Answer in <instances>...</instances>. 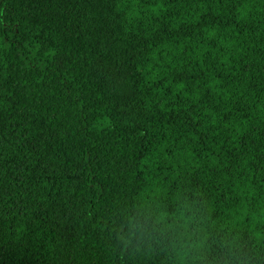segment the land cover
<instances>
[{
	"label": "trees",
	"instance_id": "1",
	"mask_svg": "<svg viewBox=\"0 0 264 264\" xmlns=\"http://www.w3.org/2000/svg\"><path fill=\"white\" fill-rule=\"evenodd\" d=\"M0 264H264V0H0Z\"/></svg>",
	"mask_w": 264,
	"mask_h": 264
}]
</instances>
